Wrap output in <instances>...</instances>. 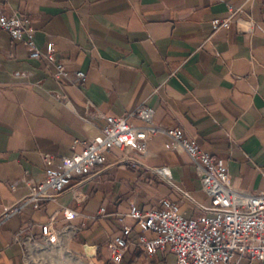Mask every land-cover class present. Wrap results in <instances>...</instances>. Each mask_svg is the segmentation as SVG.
I'll return each mask as SVG.
<instances>
[{
	"label": "crops",
	"instance_id": "obj_1",
	"mask_svg": "<svg viewBox=\"0 0 264 264\" xmlns=\"http://www.w3.org/2000/svg\"><path fill=\"white\" fill-rule=\"evenodd\" d=\"M228 6H241L237 17L251 27L212 34L211 21L226 17ZM11 13L29 20L39 51L52 42L56 60L85 81L74 87L55 78L53 67L0 30V264H38L51 246L76 264H115L108 247L133 225L131 205L159 209L169 200L187 218L200 215L209 198L189 158L157 134L141 165L118 163L125 154L112 149L103 168L74 179L56 202L2 219L44 179V156L79 153L105 117L141 104L154 109L159 127L180 129L220 159L233 188L264 192V0H0V14ZM64 209L75 216L65 219ZM47 223L55 241L41 247ZM118 264H175V257L131 244Z\"/></svg>",
	"mask_w": 264,
	"mask_h": 264
},
{
	"label": "built area",
	"instance_id": "obj_2",
	"mask_svg": "<svg viewBox=\"0 0 264 264\" xmlns=\"http://www.w3.org/2000/svg\"><path fill=\"white\" fill-rule=\"evenodd\" d=\"M242 1L245 5L254 0ZM241 9V6H228L226 17L211 21L212 34L240 22L247 24L249 29L251 22L237 17ZM0 30L26 46L30 58L43 61L47 68L53 67L55 78L74 87L84 85L85 73L69 72L65 62L57 61L52 42L46 43L43 52L37 49L28 19L17 13L0 14ZM154 114L153 108L141 104L121 116H107L100 134L84 143L79 153L59 158L44 156V179L29 185L27 194L7 209L2 219L28 207L38 209L43 203L56 202L74 179H84L92 171L103 168L106 154L112 149L125 154L118 163L131 167L141 165L147 154L148 141L161 134L169 149L187 155L209 204L198 205L200 215L195 219L183 216L178 203L169 200H162L159 209L140 210L131 205L127 217L133 225L122 227L120 234L112 239L108 247L110 260L118 264L123 252L133 244L147 255L168 249L175 257V264H238L242 257H246L249 264H264V192H243L233 188L228 170L220 159L202 150L180 129L159 127L153 120ZM156 172L168 176L166 169ZM184 197L188 195L184 193ZM63 215L67 220L75 216L68 209L63 210ZM40 231L41 247H50L55 241L50 223L41 225ZM147 233L152 238L146 237ZM43 250L46 252L38 264H52L47 254L57 253L58 248L51 246Z\"/></svg>",
	"mask_w": 264,
	"mask_h": 264
},
{
	"label": "rangeland",
	"instance_id": "obj_3",
	"mask_svg": "<svg viewBox=\"0 0 264 264\" xmlns=\"http://www.w3.org/2000/svg\"><path fill=\"white\" fill-rule=\"evenodd\" d=\"M60 251H57V253L55 252H49V254H47V258H49V261L52 264H76L73 261H67V259L65 258L64 254H60Z\"/></svg>",
	"mask_w": 264,
	"mask_h": 264
}]
</instances>
